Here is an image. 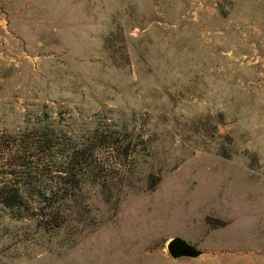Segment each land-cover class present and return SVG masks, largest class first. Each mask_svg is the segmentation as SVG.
Listing matches in <instances>:
<instances>
[{
	"label": "rangeland",
	"instance_id": "374dc122",
	"mask_svg": "<svg viewBox=\"0 0 264 264\" xmlns=\"http://www.w3.org/2000/svg\"><path fill=\"white\" fill-rule=\"evenodd\" d=\"M4 184L0 264H264V0H0Z\"/></svg>",
	"mask_w": 264,
	"mask_h": 264
},
{
	"label": "trees",
	"instance_id": "16d2710c",
	"mask_svg": "<svg viewBox=\"0 0 264 264\" xmlns=\"http://www.w3.org/2000/svg\"><path fill=\"white\" fill-rule=\"evenodd\" d=\"M42 143L45 144L46 141L43 140ZM24 184L16 185L15 187L9 184H4L0 186V201L7 207L20 209L23 206L22 196L25 190ZM46 208L48 209L50 207H48L47 205H44V207L41 206V209H46ZM49 210L52 211V209Z\"/></svg>",
	"mask_w": 264,
	"mask_h": 264
},
{
	"label": "water",
	"instance_id": "95a60500",
	"mask_svg": "<svg viewBox=\"0 0 264 264\" xmlns=\"http://www.w3.org/2000/svg\"><path fill=\"white\" fill-rule=\"evenodd\" d=\"M167 250L174 259L181 257L195 258L201 254V251L186 240L175 237L167 242Z\"/></svg>",
	"mask_w": 264,
	"mask_h": 264
}]
</instances>
